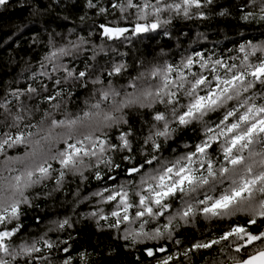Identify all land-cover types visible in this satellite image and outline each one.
<instances>
[{
	"label": "snow or ice",
	"instance_id": "1",
	"mask_svg": "<svg viewBox=\"0 0 264 264\" xmlns=\"http://www.w3.org/2000/svg\"><path fill=\"white\" fill-rule=\"evenodd\" d=\"M61 4L49 0L31 14ZM85 7L105 17L97 26L103 44L89 39L91 31L70 39L46 28L47 51L31 82L0 89V264H125L124 257H134L128 264H264V39L232 41L219 53L185 49L179 59L163 48L131 65L126 52L105 59L118 51L107 42L171 37L177 19L235 11L264 27V0H86ZM57 36L66 42L58 45ZM189 129L192 137L182 140ZM76 180L103 182L82 199L78 186L72 212L79 219L49 220L39 236L24 238L27 210ZM92 198L89 211H76ZM81 220L114 242L95 258L86 249L73 255L70 232L60 238ZM200 222L224 226L186 238Z\"/></svg>",
	"mask_w": 264,
	"mask_h": 264
},
{
	"label": "trees",
	"instance_id": "2",
	"mask_svg": "<svg viewBox=\"0 0 264 264\" xmlns=\"http://www.w3.org/2000/svg\"><path fill=\"white\" fill-rule=\"evenodd\" d=\"M100 2L101 4H106L107 0H100ZM48 3L49 0H10L6 8L0 6V89L10 83L14 86H23L31 82L29 77L32 71L39 70V62L47 51L46 28L54 30L56 33H61L63 37L70 39H75L77 35L88 36L91 31L93 35L89 39L94 44L101 45L104 43L97 26L99 23L105 22V17L97 16L95 10L87 9L85 7L86 0H64V4H61L59 8H53L44 15L35 16L31 14L32 7H43ZM218 3L225 5L229 3L235 4L239 3V0H218ZM65 5L68 6L67 10H64ZM64 16H69V19L67 21L63 20ZM80 16H86L85 20L81 21ZM107 19L113 20L114 17L109 16ZM69 29H75L71 36H69ZM171 31L173 33L171 37L151 33L140 38L133 37L131 43L124 41L123 43L117 42L113 44L109 41L107 44L110 48H116L118 51L116 53L109 51V56L105 57V59H118L119 53L126 52L128 55L124 58L131 65L140 53L151 59L162 48L169 53L170 58L179 59L180 54L185 49L216 51L219 53L226 47L232 48V41L242 42V39L253 38L256 40L264 39V36H261V33L264 32V27L255 23L246 24V22L237 18L235 11L228 17L211 16L207 21L177 19L173 22ZM34 36H38L43 43L33 44ZM55 39L58 45L66 42L61 36H57ZM90 54L89 52L87 55ZM225 55H227V52H225ZM84 58V55H81L80 59L76 61V66L82 67L81 61ZM103 62L101 60V63ZM37 79L45 84L51 83L47 78L38 77ZM84 95L83 90H80V102L83 101ZM140 123V118L136 117L134 126L137 129L140 128ZM192 135L189 129L182 134L181 139L186 140ZM172 147H177V144H173ZM22 151L23 149H20L21 153ZM10 154L16 155L17 153L13 151ZM121 175H123L122 169ZM78 186L82 199L89 193L102 188L103 182L90 180L85 185H79V181L76 180L67 183L63 192L56 194L52 199L40 202L39 208L28 209L23 218V223L25 224L24 238L39 236L49 226V220L57 219L58 217L62 218L64 215H71L72 220L76 222L79 217L72 212V206L73 201L76 199L73 194L77 192ZM94 203L95 198L85 201L76 206V211L79 213L87 212ZM101 206L103 207V205ZM37 216L41 217V223L39 224L34 219ZM223 226L221 224L200 222L197 225L199 231L190 229L185 234V237L200 238L202 232L208 234L210 230ZM68 232L73 237L69 243L72 244L74 256L76 255L75 250L83 251L86 249L95 258V253H98L109 243H114L107 230L98 231L91 221L84 222L81 220L75 223L73 229L59 234L60 238L67 239ZM50 235L55 238L54 234ZM121 252L123 255L122 249ZM133 258L124 257L125 264H128V261ZM76 264H79V262L76 261Z\"/></svg>",
	"mask_w": 264,
	"mask_h": 264
}]
</instances>
